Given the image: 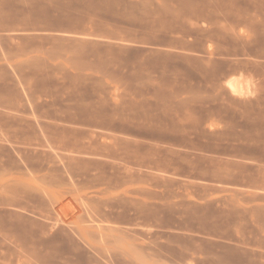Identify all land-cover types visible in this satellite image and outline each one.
<instances>
[{
  "label": "rangeland",
  "instance_id": "1",
  "mask_svg": "<svg viewBox=\"0 0 264 264\" xmlns=\"http://www.w3.org/2000/svg\"><path fill=\"white\" fill-rule=\"evenodd\" d=\"M242 8L253 17L258 14V21L251 19V25L239 29L242 38L238 27L231 28L230 36L217 34L215 45L246 55L232 62L247 68L249 89L234 94L254 98L258 93V100L244 105L242 114L233 112L219 122H206L203 115L195 122L179 121L185 117L176 115L145 122L149 117L132 114L133 121L113 122L112 108L105 107V114L87 116L98 122L53 123L37 121L31 107L21 112L30 116L23 117L28 121L0 123L1 259L8 264L154 259L164 236L153 234L160 225L158 211L138 203L145 190L179 204L184 226L200 225L204 231L209 210L191 201L207 205L227 196L232 210L264 205V0H247ZM37 108L47 113V107ZM127 209L147 217L128 219ZM143 227L146 234L125 233ZM213 237L181 235L173 241L206 250ZM238 240L239 235L225 239Z\"/></svg>",
  "mask_w": 264,
  "mask_h": 264
},
{
  "label": "crops",
  "instance_id": "2",
  "mask_svg": "<svg viewBox=\"0 0 264 264\" xmlns=\"http://www.w3.org/2000/svg\"><path fill=\"white\" fill-rule=\"evenodd\" d=\"M245 2L0 0V123L28 121L23 117L30 116L21 112L31 107L37 121L53 123L98 122L87 116L103 115L105 107L112 108L113 122L133 121L132 114L149 117L145 122L164 121L168 115L185 117L179 119L183 122L199 121L201 115L206 122H219L233 112L242 114L258 93L238 97L226 81L236 77L247 87V68L232 62L246 55L215 45L217 34L230 36L231 28L238 27L242 38L239 29L251 25V19L258 21V14L253 17L242 8ZM42 106L47 113L36 109ZM138 203L158 211L160 225L153 234L164 238L154 259H130L128 264H264V205L232 210L227 196L207 205L191 201L209 210L204 231L200 225L185 227L179 204L163 193L145 190ZM126 211L128 219L147 217ZM125 233L147 232L143 227ZM195 234L214 236L208 249L173 241ZM230 235H239V242H226ZM0 264L8 261L0 258Z\"/></svg>",
  "mask_w": 264,
  "mask_h": 264
},
{
  "label": "bare ground",
  "instance_id": "3",
  "mask_svg": "<svg viewBox=\"0 0 264 264\" xmlns=\"http://www.w3.org/2000/svg\"><path fill=\"white\" fill-rule=\"evenodd\" d=\"M226 82H227V85L229 86L230 90H232L233 93H236V94L239 93L238 95L244 94L245 91L247 90V87L246 86L243 87L242 84H241V82H240V80L238 78H236V77H233L230 80L228 79V81H226ZM244 83H243V85H244ZM245 85H246V83H245Z\"/></svg>",
  "mask_w": 264,
  "mask_h": 264
}]
</instances>
